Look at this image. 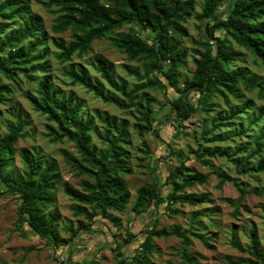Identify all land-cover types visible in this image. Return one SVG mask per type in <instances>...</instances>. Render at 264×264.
<instances>
[{
  "label": "trees",
  "instance_id": "16d2710c",
  "mask_svg": "<svg viewBox=\"0 0 264 264\" xmlns=\"http://www.w3.org/2000/svg\"><path fill=\"white\" fill-rule=\"evenodd\" d=\"M202 2V11L197 18L201 22L209 21L205 25L208 40H202L203 50H196L198 58L194 60L195 70L180 86V70L187 64L188 54V49L181 41L189 37L185 23L196 12L197 0H39L55 16L51 31L56 35L70 33L69 41L62 37L50 38L60 63H69L75 56L88 54L93 50L96 41L108 38L113 48L126 53L130 60L140 64L138 68L125 65L127 73L139 81L132 87L127 80L117 79L113 64L101 56L95 60V70L101 80L92 79L84 68L66 72L72 85H80L95 97L121 109H135L138 116L132 127L140 136L154 131L156 119L153 109L155 98L146 90H166V82L177 94L167 100V105L174 113V121L178 123L190 119L200 108L213 111L210 98L216 93L240 99L245 91L256 93L264 101V85L244 68H233L240 54L233 50L229 42L231 40L251 52L255 60L264 66V0ZM227 2H230V7L223 13L222 7ZM43 25L42 17L31 11L30 0H0V74L18 84L21 73L27 76H35L33 73L36 72L42 73L40 77L34 78L37 87L35 93L27 95V100L36 112L51 123L47 126L51 141L67 140L78 151L79 157L66 153L65 161L91 180L84 184V191L66 184L65 192L75 202L74 214L84 219L78 221L76 230L71 227L68 229L72 232L70 239L63 240L60 237L57 217L50 212L59 181L55 162H43L39 156L24 154L23 173L14 174L8 170L15 154V145L23 138L24 128L28 125L25 118L18 117L17 124L8 125V133L0 135V183L9 194L20 199V223H26L47 243L57 245L60 242L73 243L80 231H94L98 216L112 220L114 226L120 224V219L112 217L110 212H124L131 200L127 176L132 170L126 148L130 144L128 131L131 124L126 119L117 121L99 116L104 131H96L95 118L82 116L84 104L76 99L74 93L63 97L55 91L53 82L47 75L50 65L47 61L42 62L47 56L44 46L48 39ZM125 25H135L150 32L152 37L146 39L135 32L119 33ZM217 32H221L223 37L217 36ZM9 93V88L0 84V102ZM192 93L200 95L198 103L192 100ZM250 108L252 107L247 103L225 116L218 115L213 118V126L219 124L227 129L233 128L234 122L243 118L244 114H249ZM263 120L264 105L258 107L257 115L250 126L261 127ZM94 131L105 148L92 145L91 134ZM246 132L241 127L236 136H247ZM254 145V151L244 157L234 158L222 147H206L203 155L230 158L241 174L254 173L263 176V187L257 193L263 198L264 227V127ZM249 146V143L241 144L237 154H245ZM146 148L147 145L144 144L142 152L148 156ZM252 159H255L254 165ZM218 177L219 186L229 180L223 172H219ZM208 178L209 175L196 173L182 163L169 175L172 192L167 197L162 195L157 181L153 179L151 183L137 190L133 211L142 214L146 209L165 202H168V206L174 203L192 206L207 203L206 194L186 193L185 190L187 187L205 184ZM241 192L243 194L245 190ZM194 222H197V218ZM157 223L155 220L152 227L145 232L144 255L134 257L138 264H152L150 256L154 251V237L176 235L188 241L187 236L179 229L172 232L156 230ZM133 238L135 235L128 232L126 240L130 242ZM231 243L236 249L250 254L251 264H264V248L256 227L251 228L247 249L241 245L234 232ZM123 263L118 261V264Z\"/></svg>",
  "mask_w": 264,
  "mask_h": 264
},
{
  "label": "rangeland",
  "instance_id": "374dc122",
  "mask_svg": "<svg viewBox=\"0 0 264 264\" xmlns=\"http://www.w3.org/2000/svg\"><path fill=\"white\" fill-rule=\"evenodd\" d=\"M202 6V0H197L196 12L185 23L189 37L183 39L181 44L188 49V54L187 64L180 70V86L195 70L194 60L198 58L196 50H203L202 40H208L205 25L209 21L201 22L197 18ZM229 7L230 2H227L221 12L228 11ZM30 9L34 14L42 17L43 28L48 35L44 46L47 56L42 62L47 61L50 65L47 75L51 78L55 91L63 97L74 93L76 99L84 104L82 116L95 118L96 131H104L99 116L117 121L126 119L130 122L128 131L130 144L126 145V148L130 155L129 165L132 170L127 176L131 200L124 212H110L112 217L120 219L118 226H114L112 220L98 216L95 219L97 224L94 226V231L78 232V238L73 243L60 242L53 245L36 235L26 223H20L21 201L18 197L9 194L6 187L0 183V264H83L85 262L118 264V261H123V264H138L134 257L144 255L145 232L152 227L155 220L158 221L156 230L165 229L172 232L179 229L187 236L188 241L176 235L154 237V251L150 256L152 264H251L250 254L233 247L231 239L234 232L241 245L247 249L251 228L256 227L264 248L263 198L257 193L263 187V176L254 173L241 174L232 159L204 156L203 150L206 147H222L234 158L250 155L255 149L254 142L264 127L262 126L264 120L261 127L250 126V123L257 115L258 107L264 105V101L260 100L256 93L250 94L245 91L242 92L240 99L216 93L210 98L213 111L200 108V111L190 119L178 123L174 121V113L167 105V100L176 97L177 94L166 82V90H146L155 98L153 109L156 119L154 131L140 136L132 127L138 116L135 109H121L102 101L84 87L72 85L66 74L70 69L84 68L88 70L92 79L101 80L95 70V60L101 56L113 64L115 77L127 80L132 87L139 81L135 76L127 73L125 65L138 68L140 64L130 60L126 53L113 48L108 38L96 41L93 50L88 54L82 57L75 56L71 62L62 64L56 58L57 50L50 38L62 37L69 41L70 33L56 35L51 31L55 16L43 7L39 0H30ZM118 32H135L146 39L152 37L150 32L143 31L135 25H125ZM216 35L223 37L221 32H217ZM229 42L233 50L240 54L233 68H244L249 75L264 85V66L255 60L251 52L231 40ZM211 44L215 45V42L211 41ZM33 75L35 76L21 73L19 83L16 84L0 74V84L6 85L10 91L0 102V135L7 134L8 125L17 124L18 117L28 120V125L23 131L24 136L15 145V154L8 168L14 174L23 173L24 154L39 156L43 162L56 163L59 181L50 212L57 217L60 237L67 240L72 236V232L68 229L71 227L76 230L78 221L84 218L74 214L75 202L66 194L65 185L84 191V184L91 179L80 174L65 161L66 153L79 157L74 144L67 140L52 142L47 127L51 123L45 116L36 112L27 100V95L35 93L37 87L34 78L40 77L42 73L36 72ZM199 97L198 93H192V100L195 103H198ZM247 103L252 107L249 114H244L243 118L235 121L233 128L227 129L226 126L219 124L213 126L214 117L225 116ZM241 127L247 130V136H236ZM91 137L93 146L105 148L95 131L92 132ZM246 143L250 145L248 152L237 154L239 146ZM144 144L147 145L148 156L142 152ZM182 163L196 173L209 175L205 184L187 187L185 190L186 193L206 194L208 202L199 206L181 203L168 206V202H165L146 209L142 214L135 213L133 205L137 190L155 179L162 195L167 197L172 192L169 175ZM252 163L253 165L256 163L255 159H252ZM219 172L225 173L229 178L221 186H219ZM241 190H245V193L242 194ZM195 218L197 222H194ZM128 232L135 235L130 242L126 240Z\"/></svg>",
  "mask_w": 264,
  "mask_h": 264
}]
</instances>
